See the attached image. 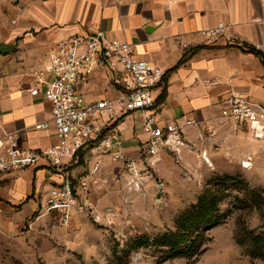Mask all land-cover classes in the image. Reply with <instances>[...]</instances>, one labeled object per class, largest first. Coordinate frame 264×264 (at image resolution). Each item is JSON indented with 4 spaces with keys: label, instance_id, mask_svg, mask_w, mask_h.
I'll return each instance as SVG.
<instances>
[{
    "label": "crops",
    "instance_id": "0c3cea01",
    "mask_svg": "<svg viewBox=\"0 0 264 264\" xmlns=\"http://www.w3.org/2000/svg\"><path fill=\"white\" fill-rule=\"evenodd\" d=\"M218 21L225 23V36L200 34ZM96 32L106 40L129 42L135 57L163 68L166 96L156 104L160 123L168 119L183 124L186 118L200 121L195 126L183 125L182 143L168 150L180 151L184 142H200L193 137L204 126L231 131L233 126L218 117L222 99L230 94L264 103V65L243 50L252 45L264 53V0H0V136L14 133L23 149H43L56 141L51 125L34 126L50 118L51 104L41 94H29L34 81L30 70L48 63L60 38ZM78 86L87 100L116 92L109 70L96 71ZM161 88L160 83L156 98ZM135 113L136 118L127 123ZM141 120L142 112L134 111L115 125L128 156L136 154L145 137ZM244 128L248 127L237 128L235 134L242 137L238 133ZM80 158V162L72 158L64 168L73 179L85 165ZM104 166L112 168L107 159ZM62 178L43 159L8 173L0 178V208H20L27 214L42 206L50 187Z\"/></svg>",
    "mask_w": 264,
    "mask_h": 264
},
{
    "label": "rangeland",
    "instance_id": "374dc122",
    "mask_svg": "<svg viewBox=\"0 0 264 264\" xmlns=\"http://www.w3.org/2000/svg\"><path fill=\"white\" fill-rule=\"evenodd\" d=\"M209 128L195 133L198 143L161 147L149 164L139 161L138 177L102 167L83 193L88 209L69 224L39 204L27 214L0 208V264H250L243 230L264 229V132L244 128L239 137L234 126ZM226 175L235 179H224L223 217L203 232L204 251L162 258L155 235L174 230L177 215Z\"/></svg>",
    "mask_w": 264,
    "mask_h": 264
},
{
    "label": "built area",
    "instance_id": "2783aa9c",
    "mask_svg": "<svg viewBox=\"0 0 264 264\" xmlns=\"http://www.w3.org/2000/svg\"><path fill=\"white\" fill-rule=\"evenodd\" d=\"M225 23L201 29L208 38L225 36ZM132 45L118 39L106 40L101 32L71 34L57 40L48 63L30 70L34 77L28 92L41 94L51 104L50 118L37 122L36 128L52 126L56 141L43 149H23L14 133L0 136V178L8 173L34 166L43 159L63 174L62 180L51 186L42 206L54 212L61 222L69 224L73 216L88 209L84 192L91 177L100 171L107 159L112 175L127 170L138 177V162L149 164L161 147L176 148L182 143L183 125H197L200 121L186 118L158 121L155 92L164 74L162 67L134 56ZM109 70L114 96L87 100L79 89V81L96 71ZM142 112L140 124L145 134L133 156L123 151L122 138L112 123L123 116ZM218 117L235 128L246 126L254 136L264 132V103L254 102L240 94L222 99ZM81 153L85 163L76 179L64 171L66 164ZM68 159V161H67Z\"/></svg>",
    "mask_w": 264,
    "mask_h": 264
},
{
    "label": "trees",
    "instance_id": "16d2710c",
    "mask_svg": "<svg viewBox=\"0 0 264 264\" xmlns=\"http://www.w3.org/2000/svg\"><path fill=\"white\" fill-rule=\"evenodd\" d=\"M243 50L252 53L260 60L261 64L264 65L263 52L252 45H245ZM192 53L193 51L184 54L171 70L183 63ZM161 85L162 88L155 101L157 105L160 104L166 96V83L163 77L161 79ZM120 119L114 121L112 126H115ZM80 156L81 153L77 156L79 158L77 162L81 161ZM71 179L73 178L71 177ZM224 179L233 181L235 177L226 175L223 180L215 181L216 187L205 190L196 202L191 203L177 215L174 230H167L155 235L153 243L164 248V250H162L164 255L162 258L176 256H183L186 258L192 256L196 257L204 251V248H199L203 232L212 225L217 224L223 217V215L218 213V205L223 198L222 188H225ZM243 232L247 239V245L244 250L245 254L249 257L250 264H253L255 260L264 261V229H244ZM144 238H146V236L139 237L142 241ZM145 243L146 242L143 244Z\"/></svg>",
    "mask_w": 264,
    "mask_h": 264
}]
</instances>
